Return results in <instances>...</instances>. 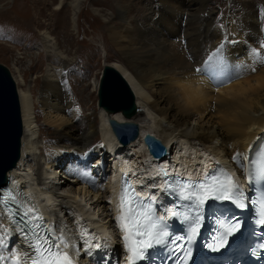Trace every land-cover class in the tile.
<instances>
[{
	"label": "bare ground",
	"instance_id": "1",
	"mask_svg": "<svg viewBox=\"0 0 264 264\" xmlns=\"http://www.w3.org/2000/svg\"><path fill=\"white\" fill-rule=\"evenodd\" d=\"M52 1L57 3L55 4L58 5V9L61 6L52 15L56 23L54 27L59 29L65 48L60 46L56 37H52L47 31L38 30L39 34L41 32V43L46 49V55L43 56L47 64L43 74L37 77V80L39 79L37 98L43 123L46 127L52 128L46 140L53 150H50L48 158L46 157L47 172H42L45 176L42 184L46 185L43 193L37 190L35 192L29 187L46 216L48 209L45 203L50 204L53 200L52 194L58 197L61 192H66L77 197L80 193L83 196L84 193L93 191L92 195L95 197L102 189L88 185L87 190L82 193L85 185L80 176L83 171L79 169L78 164L72 162L75 157L90 158L93 156L91 152L101 155L102 146L105 145L112 159H116L113 161L115 176L120 170H129L132 164L130 161L137 160L138 157L131 160L126 151H123L126 156L118 155L117 144L118 146L120 144L116 142L109 119L119 122L138 121L140 135L136 144L145 147L142 136L149 132L159 138L161 143L166 144L169 155L175 147L172 148V145L184 141L189 145L209 148L227 158V161L236 167L235 163L242 151L255 141L264 126V66L259 68L260 65H264V24L260 21L264 19V0H233L235 2L233 9H237V13L222 16L223 30L212 21L213 11L208 6L210 0H150L144 5L145 15L140 20L135 19L133 15L135 5L130 8L126 0H116V4L113 0L111 4L102 2L113 8L109 15H105L104 9L98 10L97 14L105 19L102 28H105L108 41L117 58L107 65L120 73L133 94L138 109L131 117L124 116L121 109L110 111L99 105L97 111L85 113L83 106L74 98L63 70L74 60L73 52L71 53L74 47L72 36L79 27L81 6L86 0ZM99 1L101 0H94L95 3ZM64 6H68L67 19L62 23L60 18ZM41 24L40 18L35 17L31 20L29 32L40 29L38 27ZM62 24L65 28H61ZM221 50L224 51L219 56ZM223 53L227 57L226 66L222 64ZM40 64L43 62L40 61ZM200 66L214 77H205ZM224 72H227V75L222 77ZM211 78L216 82H211ZM92 84V90L98 92L99 77L94 78ZM16 85L23 134L18 162L7 171L6 176L26 181L30 175L28 170L32 168L28 161L34 150L36 124L30 92L20 88L18 83ZM118 103L111 104L113 105L111 107ZM147 116L150 119L147 120ZM54 143L55 145H52ZM129 145L132 147L135 144ZM144 152L147 154V149L144 148ZM115 154L118 155L117 158ZM203 156L204 159H212L208 153H203ZM98 158L100 159L99 156ZM183 160L187 161L185 158ZM66 163L68 166L64 168ZM153 165L151 166V163L147 165V171L151 174L163 172ZM53 166L60 168L59 172H62V177L66 179L62 180L61 176L56 179L57 171ZM36 169L40 172L43 167L39 165ZM71 177H77L76 183L81 185L78 192L71 189L69 183ZM47 178L57 180L56 184L50 181L56 186L54 191L52 187L50 189L47 187ZM155 186L157 189H152V194L159 193L158 181L155 182ZM164 202L167 207L161 208V212L168 213L171 202L169 200ZM94 203V207L103 209L101 212L105 211L104 199H97ZM66 205L67 202L60 201L59 211L64 213L66 222L71 223V215L69 216ZM107 213L104 218L106 223L112 226V219L109 212ZM89 224L100 228L95 221H90ZM3 225L0 237L4 239V245L0 246L2 257L0 264H14L15 257L22 263L23 251L21 248L18 249L19 237L10 241L8 237L13 236L14 229L10 227L6 217H0V228ZM90 239L91 237L85 239L84 247L92 244ZM101 246L109 248L112 245L99 247ZM95 249L97 250V245L87 248L86 251ZM106 249L99 250L102 252L100 256L102 260H107L111 256L110 251L105 252ZM113 249L123 253L121 245L114 246ZM66 250L69 252L68 248Z\"/></svg>",
	"mask_w": 264,
	"mask_h": 264
},
{
	"label": "rangeland",
	"instance_id": "2",
	"mask_svg": "<svg viewBox=\"0 0 264 264\" xmlns=\"http://www.w3.org/2000/svg\"><path fill=\"white\" fill-rule=\"evenodd\" d=\"M115 1L116 0H113V3L116 4ZM149 1L150 0H129V1L126 0V3L129 4L130 8L131 6L135 5L134 7L135 10L133 15L135 19L140 20L143 17V15H145L144 5L149 3ZM232 1L233 0H210V4L208 5L210 7L209 9L212 10L214 14V15L212 14V21L213 22L215 21L214 24L217 25L221 30H223L222 19H221L222 16L225 14L228 15V14L237 13V9H233L235 8L233 6L235 2ZM102 2H104L105 4H111V0H109V2L108 0H101L99 1V3L97 2L95 3L94 0H86L83 2L85 4H82L80 15L78 18L79 27L77 30L74 31V36H72L74 47H72L73 49L71 50V53L73 52L72 55H74V60L63 70V73L65 74L66 80L68 82V88L74 94V98L77 100V102L83 106L85 113H89L94 110L97 111L99 108L98 92H94L92 90L93 88L92 83L94 78L99 77L100 79L101 78L100 73L102 72L103 66L117 59L116 53H114L115 51L111 46L110 42L108 41L106 30L105 28H102V24H103L102 22H104L105 19L102 16L101 17L98 16L97 14L98 10L104 9L105 15H109L111 14L113 8L104 5ZM55 3L56 2L52 0H46V1L45 0H0V63L9 69L15 83H18L20 88L27 89L30 92L31 100L34 107L33 110L35 116L34 124H36L35 127L36 133L34 137L35 142H34V150L32 151L33 154L31 156L28 155V157L30 156L28 164L32 168L29 170L27 168L26 169L30 174L28 178L33 182L30 187L33 188L35 192L36 190L37 191L39 190V184H37L36 181L39 179V175L42 172H47L45 163L48 158L47 156L50 150H53L48 140H46L47 134L51 132L52 128L46 127V125H44L43 116L41 114V108H39L40 106L38 105V98H37L39 96V84H38L39 79L37 80V77H40L43 74L45 65L47 64V60L45 59V56H43L46 55V49L43 47V43H41L42 41L40 37L41 32L39 34L38 30L47 31L49 35H51L52 37H56V39L60 42L59 44H61L60 46L65 48L63 46L64 45L63 37L59 33V29L54 27L56 23H54V17L52 13L54 11H58L61 7L60 6L58 9V5H56L57 3L56 4ZM115 4H113V6H115ZM67 10H68V6H64V8H62L61 18H60L62 20V23L67 19ZM35 17L36 18L39 17L42 24L38 27L40 29H36L35 32L34 31L29 32V28H31V20H33ZM260 21L261 23L263 22L262 24H264V19H260ZM63 27L64 25L62 24L61 28ZM181 28H183V23H181ZM40 61L43 62L42 65L40 64ZM39 64H40V68H39ZM263 66L264 65H260L259 68L261 69L263 68ZM252 69L254 70V68ZM146 118L147 120L150 119L148 116ZM134 123L137 124L139 129L140 123L136 120ZM95 138L99 139L97 137ZM138 138H139V134L133 140L129 141L123 149H120V146H118L117 144L118 152H119L118 155L120 154L121 156H123L124 154L123 151H126V153L128 154L127 156L131 157V160L138 157L137 160L135 159L130 161L129 159V161L132 162V165L136 166L137 169L141 170L145 175L148 174L147 172L148 161L145 155L146 153L144 152V148L146 149V146L144 147L142 145L136 144ZM132 143H134L135 145L130 147L129 144ZM176 144L177 145H172V148L173 146H175L172 150L174 156L173 161L175 162L179 161L178 164L184 167L187 166V163L183 162L184 158L187 159L188 161L191 160V162L197 159V154L199 153H198V148H196L197 147L196 145H189L184 141ZM52 145H55V143ZM20 149H21V145H20ZM102 150L103 151L101 155L98 154V156L102 158V166H104L105 173L108 174L110 168L109 165L110 164L114 165L116 159H112L113 157L108 152L107 146H104ZM118 155L115 154V158H117ZM168 157H170V155ZM98 159H99L98 157H96V159L91 158V160H89L88 163L91 166H96V164L99 161ZM82 163L83 165H85L84 161H82L80 165H82ZM39 165H42L43 167V169H41L40 172L39 169H36L37 166ZM66 166L67 165H65L64 168ZM54 169L57 171L56 179H58L60 176L62 180L66 179V177L65 178L62 177L61 175L62 172H59L60 168L54 167ZM85 169H90V167ZM42 175L44 176L43 173ZM75 178L77 177H71L69 179L70 180L69 183L71 185V189H73L74 191L77 190L76 192H78L80 189L79 187L81 185L79 183H76L77 181ZM56 179L54 178L46 179L47 187L49 189L52 187V191L55 190L56 186L54 184L57 183ZM50 181H53L54 184H51ZM58 184L60 185L61 183ZM105 184L106 182L102 181V186ZM95 187L102 188L99 191V193L96 194L95 197L92 195L93 191L89 193H84L83 196L80 193L77 195V197H75L72 193H66V192H61L60 194L61 197H59L60 195H57L58 197H56L55 196L56 194H52L53 200H51L50 202V212L51 210H53L51 213V217L53 219L55 218L61 219L62 221L66 220L63 217L64 213L59 211V202L63 200L65 203L67 202L66 206H68L69 216L71 215L70 218L72 222L71 223L66 222L67 225L65 227L67 230L69 229L68 231L70 235L76 234L75 225L73 224L74 221L72 218V215L74 213L73 210L79 211L81 216L83 215L85 217H88L89 223L90 221L91 222L95 221L99 226L102 223L107 222L106 218H104L105 215L108 214L107 208L109 207V204H107L106 201L107 191L105 187H101V186H95ZM85 190H87L86 186H84V188L82 189V193ZM97 199H104L106 203L104 204L105 205L104 212H101L103 211V209L101 208L98 209L97 207H94L95 205L94 202ZM77 205L79 206V208ZM80 208L82 209L80 210ZM92 214H93V218H89L90 215ZM95 217H97V219H95ZM92 244H88L87 246H85L86 249L93 248L94 245L92 246ZM115 246L119 247L120 245L117 244ZM101 248L106 249L108 247L101 246ZM112 248H113V244H112Z\"/></svg>",
	"mask_w": 264,
	"mask_h": 264
},
{
	"label": "water",
	"instance_id": "3",
	"mask_svg": "<svg viewBox=\"0 0 264 264\" xmlns=\"http://www.w3.org/2000/svg\"><path fill=\"white\" fill-rule=\"evenodd\" d=\"M100 77L98 105L110 111L121 109L124 116L131 117L138 108L131 90L120 73L112 66L105 65ZM113 103H118V105L112 108ZM109 123L113 133L125 145L139 134L138 126L134 122L109 119ZM22 132V117L16 83L9 69L0 63V191L6 185L7 171L16 166L20 157ZM143 142L153 156H165L166 148L151 133L143 136Z\"/></svg>",
	"mask_w": 264,
	"mask_h": 264
},
{
	"label": "snow or ice",
	"instance_id": "4",
	"mask_svg": "<svg viewBox=\"0 0 264 264\" xmlns=\"http://www.w3.org/2000/svg\"><path fill=\"white\" fill-rule=\"evenodd\" d=\"M235 159V157H234ZM261 176H264V169H261ZM184 187H194L198 189H204L205 194L202 197L199 192H190L188 195H183L182 198L186 200H192L195 197V203L197 206H201L205 203L206 199H230L233 196L234 192V184L231 181V177L225 176L223 180H220L219 177L211 176L207 177L205 181L199 182L195 185H185ZM183 192V189H181ZM128 196L127 190L122 191L121 194V204L120 207L123 211L125 207V199ZM129 203H135L133 200H129ZM259 207V219L256 221L258 224H264V199H261ZM31 211V210H29ZM134 209L129 207L128 216H122V219H131L132 213ZM151 212V208L147 209V213ZM27 215V213H25ZM173 215H177V213H173ZM140 216L142 219H137L134 224V233L136 236H144L147 239L144 240H134L132 244H127L129 255V264H135V262L139 259L143 258L144 253L147 249L153 247L154 244L163 243V238L167 235L165 232L160 230L159 222L153 221L150 215L146 213H141ZM146 221V222H145ZM39 227V225H37ZM132 227L125 224V228ZM226 231L231 232V228L225 226ZM196 228H192V232L195 233ZM125 241H129V235H125ZM63 242V241H62ZM47 244L48 247H44ZM4 245V239L0 237V246ZM29 247L33 248V255L27 256L25 260V264H27V260H31L32 264H71L70 260L67 259L66 255L64 257L63 262H60L58 259L61 253L58 247H56L54 242L44 240L42 237L37 236L36 245H29ZM55 249V251H53ZM46 254V255H45ZM2 259V257H0Z\"/></svg>",
	"mask_w": 264,
	"mask_h": 264
}]
</instances>
